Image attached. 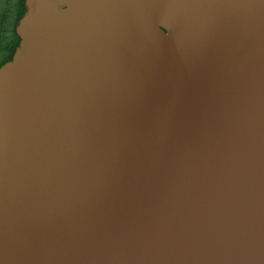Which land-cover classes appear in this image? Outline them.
Returning <instances> with one entry per match:
<instances>
[{
  "label": "water",
  "instance_id": "1",
  "mask_svg": "<svg viewBox=\"0 0 264 264\" xmlns=\"http://www.w3.org/2000/svg\"><path fill=\"white\" fill-rule=\"evenodd\" d=\"M0 66V264H264V0H25Z\"/></svg>",
  "mask_w": 264,
  "mask_h": 264
},
{
  "label": "trees",
  "instance_id": "2",
  "mask_svg": "<svg viewBox=\"0 0 264 264\" xmlns=\"http://www.w3.org/2000/svg\"><path fill=\"white\" fill-rule=\"evenodd\" d=\"M25 10V9H23ZM22 10V11H23ZM22 11L19 13V17L22 16ZM1 12V11H0ZM11 12V11H9ZM5 18L3 19L4 21L3 23V27H0V32H1V37H3V35H7V37L10 39V41L8 42H3L0 43V55L2 56V58L0 59V66L5 63L6 61L10 60L14 54V51L17 47V45L19 44V36L16 33V23H17V19H18V15H17V19L14 18V20L12 21V23H8V13H5ZM14 39V40H13Z\"/></svg>",
  "mask_w": 264,
  "mask_h": 264
},
{
  "label": "rangeland",
  "instance_id": "3",
  "mask_svg": "<svg viewBox=\"0 0 264 264\" xmlns=\"http://www.w3.org/2000/svg\"><path fill=\"white\" fill-rule=\"evenodd\" d=\"M25 9V0H0V27H3V19L5 18V13H8V23H12V21L15 19H17V15H18V20L21 18V16L19 17V13ZM11 11V12H9ZM25 10L22 11V14L24 13ZM17 24V23H16ZM16 29V27H15ZM1 32H0V43L3 42H8L10 41V39L7 37V35H3V37H1ZM14 40V39H13ZM2 58V56L0 55V59Z\"/></svg>",
  "mask_w": 264,
  "mask_h": 264
},
{
  "label": "flooded vegetation",
  "instance_id": "4",
  "mask_svg": "<svg viewBox=\"0 0 264 264\" xmlns=\"http://www.w3.org/2000/svg\"><path fill=\"white\" fill-rule=\"evenodd\" d=\"M16 27V26H15Z\"/></svg>",
  "mask_w": 264,
  "mask_h": 264
}]
</instances>
